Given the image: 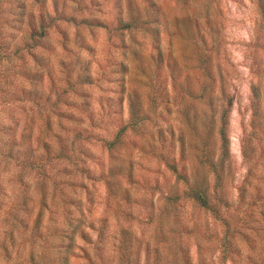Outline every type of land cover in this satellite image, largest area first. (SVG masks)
<instances>
[{"label":"rangeland","instance_id":"1","mask_svg":"<svg viewBox=\"0 0 264 264\" xmlns=\"http://www.w3.org/2000/svg\"><path fill=\"white\" fill-rule=\"evenodd\" d=\"M133 1L143 20L151 18L148 26L129 31L119 25L127 17V0H0V264H18L29 250L25 239L42 209L41 181L58 199L51 225H63L64 203L72 196L94 227H85L93 242L86 243L90 260L81 256L75 264H117L116 245L125 226L139 238L140 264H149L144 248L158 234L154 215L175 182L159 155L177 159L181 149L195 148L207 123L205 99L172 89V73L165 66L169 54L176 57L180 84L195 91L206 82L216 94L221 84L217 68L221 71L227 93L234 97L229 114L235 171L230 199H237L241 186L264 198V118L255 116L252 106L253 87L258 86L264 113V17L257 0ZM42 14L51 17L44 24ZM182 21L197 25L192 38L177 30ZM196 30L204 35L206 47L195 44ZM159 51L164 63L157 65ZM198 51L211 55L213 78L198 63ZM125 81L151 119L128 130L110 150L108 144L130 119ZM248 149L251 159L244 156ZM10 151L43 156L50 178L23 169L7 157ZM114 163L134 168L131 183L119 182L120 199L108 192L105 180ZM182 163L198 165L187 154ZM72 214L78 216L75 209ZM180 214L182 223L194 230L182 237L193 264L199 263V244L207 264H264V220L258 214L250 222L255 229L238 240V252L226 262L212 235L221 236L223 226L191 201ZM48 215L45 211L44 222ZM97 229L103 234L100 251L93 249ZM203 233L212 237L203 238ZM2 245L9 250L13 246L11 257Z\"/></svg>","mask_w":264,"mask_h":264},{"label":"trees","instance_id":"2","mask_svg":"<svg viewBox=\"0 0 264 264\" xmlns=\"http://www.w3.org/2000/svg\"><path fill=\"white\" fill-rule=\"evenodd\" d=\"M180 1L184 4H189V0ZM257 3L262 17H264V0H257ZM125 7L127 17L120 20L119 25L121 29L130 31L150 24L149 20L151 17L143 20L142 15L137 13L133 0H127ZM49 18L51 17H44V14H42V24ZM176 27L177 30H182L188 38H192L194 36L193 30H195L197 25L193 22L186 24L185 21H182L177 22ZM196 32V35H198V30ZM198 37L197 41L194 40L195 44L206 47L207 41L204 35L201 34L200 37L199 34ZM131 53L134 56L135 50H132ZM205 53L198 51L196 59L201 66H204L203 68L208 72V77L213 78L212 71H210L212 65V60H210L211 55H204ZM162 56L163 52L159 51L158 60L155 61L157 65L164 63ZM176 64H178L176 57L169 54L165 66H168V69L172 73V89L176 90L177 88L194 100L198 98L205 99L208 103V109L204 112L207 123L205 124V132L202 133L200 141L195 148L187 151L184 148L181 149L177 159L175 157H172V159L162 158V155H159L160 159L165 161L168 169L175 175V182L171 189L165 192L161 209L154 215L155 228L158 234L153 243L150 241L146 243L144 248L146 263L193 264L189 247L182 243L184 235L194 233L192 228L182 223L180 212L181 207L186 201H191L194 207L202 210L204 213H208L223 226L221 236L217 232H214L212 235L218 241L222 260L224 262L228 260L232 261L231 256L239 250L238 240L247 237L248 230L255 229L250 224L253 220L257 221L255 215L258 214L264 220V198L261 196L262 194L247 192V189L241 186L239 187L237 199H230L229 185L235 178V171L230 151L229 114L234 104V97L227 93V87L222 79L221 71L217 68V74L221 77V84L219 85L218 92L214 94L212 91L213 86L211 84L207 85L206 82L201 83L198 91L187 87L183 83L180 84V81L177 79L178 76L175 75L177 71ZM127 71V66H124V69H122L123 74ZM80 76L81 78L85 77L84 74ZM122 89L123 91H128L130 119L127 124L120 127L115 140L108 144L110 150L116 147L117 143H122L128 130H137L139 124H143V122L151 119L149 111L142 109L140 104H138V96L135 89H130L126 81L123 83ZM252 92L254 115L263 119L264 113L262 112L263 108H261L262 92L258 86L253 87ZM181 96L184 97V95ZM190 103H192L191 106L194 105L193 102ZM184 113L185 116L190 117L189 110L184 111ZM151 138H153V135ZM181 140H183V137ZM150 142L152 141L150 140ZM147 148L144 146L142 150L146 151ZM47 152H50L49 149L46 150ZM151 153L153 155L156 154L153 151ZM31 154V157H21L20 155H14L13 151H10L7 157L17 160L25 170L34 171L50 178L48 176V167L42 161L43 156L34 153V151ZM186 154L194 158L198 165H191L190 167L187 164L183 165V163L180 165V161L185 158ZM244 156L247 159H251L252 149L246 150ZM211 174L213 177L210 179ZM133 178L134 168L130 163L129 165L122 163L111 164L105 179L109 189L108 192L114 198H122L120 197L122 189H120L119 182L122 179H126L128 183H131ZM246 182L244 181V183ZM39 184L42 191L40 196L42 209L38 212L35 224H33V227L28 232L29 235L25 239V241L29 242V250L18 264H75L74 260L81 256L90 260L86 243L92 244L93 242L91 241V234L86 231L85 227L93 230L94 227L86 221L84 209L80 207L81 202L73 199L72 196H67L66 203H64L65 207L62 210V215H64L63 225L53 226L50 222L53 220L52 215L57 212L55 208L58 205V199H56L55 193L52 191L47 193L44 182L41 181ZM82 185L85 187L83 183ZM59 192L61 191L59 190ZM125 192L124 199H128L130 196L129 189H126ZM70 206L74 207L71 208ZM74 209L78 213V216L72 214ZM45 211L49 215L44 222ZM22 228L26 230L29 226L24 222ZM97 232L99 240L95 241L93 249L100 251L103 234L99 232V229H97ZM13 233L14 231L12 230L11 235ZM262 234L261 236L264 238V232ZM212 235L203 233L202 237H212ZM79 239L83 240L84 245L79 243ZM1 247L7 257L12 256V252H10L12 247L10 250L6 245H2ZM198 248L199 263L197 264H207L206 258L202 254V245L199 244ZM77 249L83 253H78ZM141 249L142 247L137 235L129 227H123L120 232L118 245H116L117 264H140ZM100 257L102 258V253Z\"/></svg>","mask_w":264,"mask_h":264}]
</instances>
